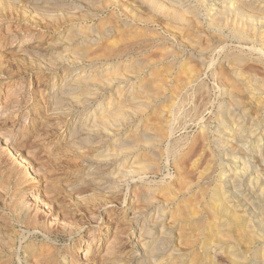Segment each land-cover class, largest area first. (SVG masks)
Returning <instances> with one entry per match:
<instances>
[{"label": "rangeland", "instance_id": "374dc122", "mask_svg": "<svg viewBox=\"0 0 264 264\" xmlns=\"http://www.w3.org/2000/svg\"><path fill=\"white\" fill-rule=\"evenodd\" d=\"M112 1L0 0V224L10 229L0 234V264H48L25 251L44 243L67 257L57 264H231L216 233L203 230L214 224L217 186L231 193L227 165L235 174L244 168L240 154L219 144L220 108L234 54L251 68L246 84L264 81V0H191L198 39L174 37L158 19L134 25L126 4ZM238 98L254 131L250 138L248 126L245 140L260 152L264 110L256 93ZM179 106L190 118L175 116ZM263 179L254 193L245 181L242 198L252 201ZM30 217L37 228L26 227Z\"/></svg>", "mask_w": 264, "mask_h": 264}, {"label": "bare ground", "instance_id": "6f19581e", "mask_svg": "<svg viewBox=\"0 0 264 264\" xmlns=\"http://www.w3.org/2000/svg\"><path fill=\"white\" fill-rule=\"evenodd\" d=\"M113 1L115 2V0H113ZM118 1L126 4L125 5V9L126 10H125L124 14H125L126 17L130 18V23H132L134 25H138V24L150 25V24L154 23L158 19V20L163 21V23L167 27L166 29L168 30V32L173 33L174 37H175L176 34L177 35L179 34L178 32H182V31L184 33L186 32L187 34L190 32L191 33V37H194V39L197 38V36H200V35H198L200 33L199 32L200 30L198 29V26H199V23H200V10L190 3L191 0H118ZM115 3L119 4L117 1ZM232 10H234V8H232ZM227 13H230V12L227 10ZM210 26L214 27L216 25L213 22H210ZM214 28H216V27H214ZM187 34H185V37L187 38V42H188V46L190 47V50L192 52L198 53L196 50H198L197 46H199V45L196 46V44H195L196 40L195 41H191L192 39L190 40V38H191L190 35H189V37H187ZM158 38H155V39H158ZM150 40H152V39H150ZM160 40H161V38H160ZM153 42L155 43V41H153ZM177 42H180V44L183 45V49H186V47H188V46H186L184 48L185 40H181V41H177ZM198 42H197V44H198ZM191 44H193V45H191ZM159 48H161V47H159ZM205 49H206V47H205ZM200 50H201V48H200ZM200 52L201 53H199V56H200L199 60L202 63H207V61L205 60L204 56L200 55V54H202V51H200ZM191 55H193V54H191ZM131 57H132V55H131ZM229 60H230V62L228 61L229 65H228V67L226 65L225 68L228 69L230 67V64H231L233 66L234 70L230 69V72H235V74L236 75L238 74V75L237 76L234 75V79H233V82H232L233 84H231L232 87L229 88V90H228V93H227L228 101L226 103V107L222 106L220 108L221 109V111H220L221 118L219 119L220 131H219V135L217 137H218V140H219V144H220L221 140H222L221 143L224 144V146H223L224 148L221 147L223 149V151H235L236 154H240L239 156L242 157L243 160H244V162H243V165H244L243 171L245 169H248V170L251 169L252 172L251 173L249 172V175H250L248 177L249 179L246 180L247 178L243 177V174H244L243 171L239 172V173L235 171L236 174L232 173V171L235 169V167L227 165L228 167H231L230 170H229L230 171V175L227 177V184L230 185L231 193L229 194V192H226V188H225L223 182H222L221 185L217 186L216 190L211 195L210 205H209L210 208H212V211H213V214L211 213L213 215V219L211 221H214L213 222L214 224L210 225L211 222L209 223L207 221L209 224L207 223L206 225L207 226L210 225L211 227L207 228V226L205 225L207 229L204 228L203 231L207 230L206 231L207 233L205 232L206 234H209L211 232L216 233L215 235L212 233L214 235V238L218 239V243H217L216 247H217L218 251L227 252L226 254L229 255V260L231 261V264H264V189L260 190L258 193H255L256 196H255V194H254V196H253V194L250 195V198L252 199V201L249 200V199L248 200L246 199L247 195L244 198H242L246 194L245 193L246 192V190H245L246 189V187H245L246 185L244 186V184H246L248 182V187H251V192L254 193V188L256 187L255 185H257L258 182H260V179L264 178V148L261 149L260 152H257V153H254L253 151L250 150V147L248 146V142H246L248 140H245V139H246V136L248 134L250 135V138H252L253 137L252 135H254L253 134L254 131L252 132L250 130V126L248 125V123H249L248 113L246 111H241V106L242 105H241L240 99L238 98L240 96V92L241 91H243V92H245L247 94L248 93L249 94L256 93V96H258L257 104L259 105L258 108L257 107L256 108L260 109V112H261V110H264V101H263V99H261L262 98L261 96H264V81L261 82L262 84H260V88H258V89H256V87H254V84L252 85V87H251L250 84H246L245 82L249 81V78H250V75H251L246 70H249L251 68L249 66H248L249 67L248 69L246 67H244V68L242 67L241 68V65H244L243 63L246 62L244 57H242V54L236 53L232 57H230ZM186 75H187V73H186ZM189 93H192V92L189 91ZM186 94H188V93L186 92ZM189 99L190 98H188V100ZM183 101H187V100L183 99ZM184 103H186V102H184ZM189 103H186V105L189 104ZM180 107L181 106L178 107L180 111L178 109L174 110L176 108L173 109V112L175 113V116H179V117L180 116L181 117L185 116L183 118L188 117V115L187 116L186 115H182V114L180 115V113L182 112V109ZM184 107H185V105H184ZM257 109H255L254 111H257ZM184 112H182V113H184ZM191 113H192V111H191ZM189 115H190V113H189ZM262 116H264V115H262ZM188 118H190V116ZM259 118H261V117H259ZM175 119L176 118L172 119L174 121L173 122L171 121V123H175ZM177 120L179 121V123H181L179 119H177ZM181 120H182V118H181ZM257 120H258L257 117H255V119L253 118L252 122L250 121V125H253V123H255ZM183 121H185V120H183ZM258 122L260 123V124L258 123V125L260 127L261 126L264 127V123L261 124L260 119L258 120ZM175 125H176V123H175ZM177 126H176V128H177ZM179 126H180V124H179ZM248 126H249L248 130H250V131H248L249 133L245 135V132H246V129H247ZM251 129H252V127H251ZM263 131H264V129H263ZM250 132H251L252 135L250 134ZM263 140H264V135H263ZM259 141H261L260 138H259ZM173 147H171L172 150H173ZM232 147H235V149L232 148ZM179 148H181V147H179ZM179 148H178V150H179ZM175 149H177V148H175ZM218 149L220 150V148H218ZM173 151H175V150H173ZM171 154H172V152H171ZM232 155L234 157L236 156L234 154H227V156L230 157V158L232 157ZM257 164H261L262 168H260V167L258 168ZM229 171L226 172V173H223V174L224 175L228 174ZM253 176H255V177H253ZM245 181H247V182L245 183ZM6 182H8V181H6ZM8 188H10V187H8ZM0 189H2V188L0 187ZM20 193L21 192H19V194ZM18 197H19V195H18ZM15 198H17V197H15ZM19 199H21V198L19 197ZM22 200H20V201H22ZM16 201H18V200H16ZM20 201L16 203L17 207H21V209H23L22 206L24 204L21 206L20 205V203H21ZM235 201H237V202H235ZM13 207H15V206H13ZM17 207H15V208H17ZM245 207H247V208H245ZM24 208H25V206H24ZM239 208H243V210L245 209V211H244L245 213H244L243 216L237 215V211L236 210H239ZM17 209H20V208H17ZM247 209L249 210V213L246 211ZM14 210H16V209H14ZM209 212H211V211H209ZM251 215H253L256 219H258V220H256V223L253 222V217ZM179 216H180V214H179ZM245 216H247V217L245 218ZM24 217H26V216H24ZM2 218H4V217H2ZM5 218H7L6 215H5ZM194 218H196V217H194ZM27 219H28V225L26 227L28 229H29L30 225H31V227H32V225H33V227L36 225V222H37L36 219L37 218L30 217V218H27ZM11 220H12V218H11ZM195 222H197V221H195ZM12 223H13V221H12ZM202 223L203 222H201V225H202ZM251 223H254V225L251 224ZM5 224L6 223L0 224V234H1L2 238H6L7 234L9 236V231H7V230H10V229L6 230V228H8V227H6ZM9 224H11V221H10ZM24 224L26 225L27 223H24ZM39 224H40V222H39ZM43 224L41 223V228H42ZM204 224L205 223H203V226H204ZM37 225H38V223H37ZM197 225L200 226V224H197ZM8 226H10V225H8ZM201 227H198V228L200 229ZM34 228H37V227H34ZM45 229H44V231H46ZM14 231L15 230H13V232ZM48 231H50V230H48ZM201 233H203V232H201ZM14 234H16V233H14ZM14 234L12 235L13 237L20 235V234L19 235H14ZM206 234H205V236H206ZM206 238H207V236H206ZM208 240H210V239H208ZM208 240H206V248H209V245H210ZM2 242H4V241H2ZM20 242H22V240ZM10 243H13V242H10ZM40 243H37V244H40ZM242 243H244V244L246 243V245L248 244L247 246L254 245V247L251 250H249L248 252H246L248 250V248L246 247L247 248V250L245 249L246 251L243 250ZM32 244H35V243H32ZM3 245H4V243H3ZM8 245L5 246V247H8ZM13 245L14 244H12V246ZM43 245H47V244L44 243ZM43 245L40 246V247L39 246H35V245H28L27 249L25 250L27 252L26 255H28L30 257H37V259H34V260H37V261H38V258L43 257L46 260L45 262L48 263V264H57L58 261H63L65 263L67 262L66 261L67 257L59 255V254H56L55 251L52 250L53 247L50 246L51 244L48 247L47 246H43ZM5 249L6 248H4V251H5ZM6 250H7V252L10 251V247H9V250L8 249H6ZM0 252L3 253V248L0 249ZM10 252H8V253H10ZM13 253H11V254H13ZM4 254H5V252H4ZM209 255H210V253H209ZM2 256L3 255H0V257H2ZM25 258H26V256H25ZM209 258H210V256H209ZM2 259L3 258H1V260ZM40 259H42V258H40ZM41 261L42 260H40V262ZM1 262L2 261H0V263ZM41 263H39V264H41Z\"/></svg>", "mask_w": 264, "mask_h": 264}]
</instances>
